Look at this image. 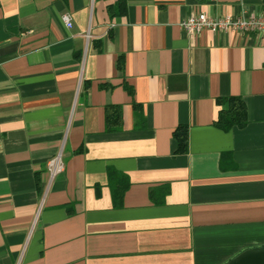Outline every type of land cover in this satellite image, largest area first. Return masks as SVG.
I'll use <instances>...</instances> for the list:
<instances>
[{
  "label": "crops",
  "instance_id": "0c3cea01",
  "mask_svg": "<svg viewBox=\"0 0 264 264\" xmlns=\"http://www.w3.org/2000/svg\"><path fill=\"white\" fill-rule=\"evenodd\" d=\"M115 2L0 0V264H264V37L181 27L264 0H130L110 18ZM230 97L248 123L223 131Z\"/></svg>",
  "mask_w": 264,
  "mask_h": 264
},
{
  "label": "trees",
  "instance_id": "16d2710c",
  "mask_svg": "<svg viewBox=\"0 0 264 264\" xmlns=\"http://www.w3.org/2000/svg\"><path fill=\"white\" fill-rule=\"evenodd\" d=\"M109 1V0H103ZM130 0H116L115 4L108 7V13L110 18H117L126 13L127 5ZM99 48V44H97ZM119 69L122 71L124 69V61L121 58L119 60ZM125 88L128 90L129 94L133 95V90L127 85ZM221 110L219 113L216 126L223 131H229L235 127L243 128L248 123L247 118V108L244 101L238 97L230 98H219L217 100ZM134 109L138 115L141 111V105L134 103ZM106 128L109 131H117L121 129L123 123L122 107L109 104L106 106ZM174 139L176 142L175 154L183 155L188 152L189 149V128L188 126H180L174 132ZM113 198L114 203L117 206L122 204V199L125 193V187L113 186Z\"/></svg>",
  "mask_w": 264,
  "mask_h": 264
},
{
  "label": "built area",
  "instance_id": "2783aa9c",
  "mask_svg": "<svg viewBox=\"0 0 264 264\" xmlns=\"http://www.w3.org/2000/svg\"><path fill=\"white\" fill-rule=\"evenodd\" d=\"M64 21L69 28L73 26L68 16L64 17ZM181 27L187 34L192 36L199 35V33L205 30H210L214 33L234 31L239 33H252L264 37V15L246 13L239 16L213 18L205 13L192 14L186 20H183ZM50 161L48 167L52 177L64 172L65 166L62 160V153Z\"/></svg>",
  "mask_w": 264,
  "mask_h": 264
}]
</instances>
